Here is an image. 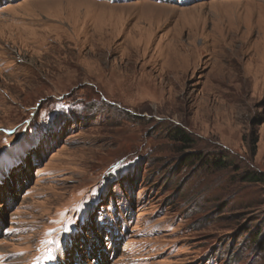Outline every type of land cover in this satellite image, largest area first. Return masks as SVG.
Returning a JSON list of instances; mask_svg holds the SVG:
<instances>
[{
    "label": "rangeland",
    "instance_id": "374dc122",
    "mask_svg": "<svg viewBox=\"0 0 264 264\" xmlns=\"http://www.w3.org/2000/svg\"><path fill=\"white\" fill-rule=\"evenodd\" d=\"M253 174L264 0H0V264H264Z\"/></svg>",
    "mask_w": 264,
    "mask_h": 264
},
{
    "label": "trees",
    "instance_id": "16d2710c",
    "mask_svg": "<svg viewBox=\"0 0 264 264\" xmlns=\"http://www.w3.org/2000/svg\"><path fill=\"white\" fill-rule=\"evenodd\" d=\"M178 132H181V131H178ZM179 134H181V133H179ZM184 138V141H183V143H186V142H188V139L186 138V137H183ZM256 143H257V141H256V139H254V141H253V147H254V149H253V151H252V153H254L255 152V146H256ZM252 177H251V180H254V181H257V182H264V179L263 178H261V176H259V175H251Z\"/></svg>",
    "mask_w": 264,
    "mask_h": 264
},
{
    "label": "snow or ice",
    "instance_id": "6c2138e0",
    "mask_svg": "<svg viewBox=\"0 0 264 264\" xmlns=\"http://www.w3.org/2000/svg\"><path fill=\"white\" fill-rule=\"evenodd\" d=\"M46 256H47V258H48L49 260L55 258L54 255H53V253H52L50 250L46 252ZM34 264H39V261L34 262Z\"/></svg>",
    "mask_w": 264,
    "mask_h": 264
},
{
    "label": "bare ground",
    "instance_id": "6f19581e",
    "mask_svg": "<svg viewBox=\"0 0 264 264\" xmlns=\"http://www.w3.org/2000/svg\"><path fill=\"white\" fill-rule=\"evenodd\" d=\"M174 12H176V11L174 10Z\"/></svg>",
    "mask_w": 264,
    "mask_h": 264
}]
</instances>
